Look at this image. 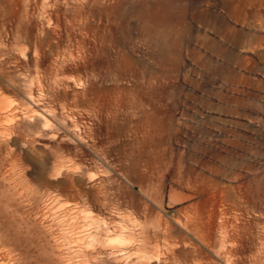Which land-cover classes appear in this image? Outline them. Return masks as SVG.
I'll use <instances>...</instances> for the list:
<instances>
[{
    "label": "rangeland",
    "instance_id": "374dc122",
    "mask_svg": "<svg viewBox=\"0 0 264 264\" xmlns=\"http://www.w3.org/2000/svg\"><path fill=\"white\" fill-rule=\"evenodd\" d=\"M54 1L0 0V246L264 264V0Z\"/></svg>",
    "mask_w": 264,
    "mask_h": 264
},
{
    "label": "bare ground",
    "instance_id": "6f19581e",
    "mask_svg": "<svg viewBox=\"0 0 264 264\" xmlns=\"http://www.w3.org/2000/svg\"><path fill=\"white\" fill-rule=\"evenodd\" d=\"M54 1V0H53ZM66 0H64V2H65ZM74 1V0H73ZM77 1V0H76ZM113 0H83V2H82V7H84V8H86L87 9V11L89 12V13H91L92 11L94 12V10L97 8L98 10H99V13H101V11H104L105 9H106V5L108 4V3H110V2H112ZM68 2V1H67ZM59 3H60V0H55L54 1V3H53V5H55L56 6V8H59L60 7V5H59ZM77 3V2H76ZM73 4H74V2H73ZM80 4V3H79ZM62 5V4H61ZM67 6H68V10H69V12L70 13H74V11H76L77 9H76V5H72L71 4V2L70 3H68V4H66ZM79 6V5H78ZM81 6V5H80ZM101 6V7H100ZM100 7V8H99ZM77 8H79V7H77ZM81 8V7H80ZM79 10V9H78ZM77 10V11H78ZM107 10V9H106ZM105 10V11H106ZM72 11V12H71ZM81 12V11H80ZM72 13V14H73ZM78 14V13H77ZM56 17V16H55ZM86 19V18H85ZM161 23H163V22H161ZM145 25H147L146 23H145ZM84 26V25H83ZM88 25L86 24V27H87ZM149 28V27H148ZM151 29V28H150ZM150 29L148 30V32H150ZM158 34L160 35V37H161V39L164 41V44H165V41H166V33H165V30H163V31H158ZM55 32L54 31H51L50 32V36L52 37V38H55ZM162 41V42H163ZM163 45V44H162ZM162 47H164V46H162ZM165 47H167V46H165ZM164 49V48H163ZM163 51V50H162ZM33 91H34V89H33ZM31 92L30 94H35L34 92ZM0 116H3L2 114H0ZM170 202V201H169ZM172 203V202H171ZM141 228H142V226H141ZM117 228H113V233L111 234V235H105L107 238L103 241L104 243H103V246H102V248L100 249V250H103L104 249V247L106 248H109V247H113V249L114 248H116L118 245H119V242H118V239H122V240H128V241H131V242H135V235H136V237H137V234H134V233H126V235L125 236H121L120 235V233H122V232H119V230H116ZM158 229H159V227H158ZM144 230V229H143ZM168 230V229H167ZM138 231V230H137ZM136 231V232H137ZM160 231V229L159 230H157V232H159ZM135 232V233H136ZM105 233V232H104ZM124 233V232H123ZM139 235L140 234H142V236L144 237V235H146V233L143 231L142 232V230H141V233H138ZM93 236V234L91 235V232H89V231H85L84 230V232H83V235H81L80 236V238H78L77 240H75V245H76V253H79V254H81V255H83V257H92V256H94V253H93V251L91 252V251H89V249H88V245H87V241L91 238ZM104 237V236H103ZM139 237H141V236H139ZM93 238V237H92ZM143 239H145V238H143ZM122 240H119V241H122ZM137 240V239H136ZM138 240H140V239H138ZM137 240V241H138ZM143 241V240H142ZM89 242V241H88ZM140 242V241H139ZM129 243V242H128ZM142 243V242H141ZM133 244V243H132ZM144 245V244H143ZM140 246H141V244H140ZM137 248L138 247H136V248H134L133 250H137ZM112 250V249H111ZM110 250V251H111ZM115 250H117V249H114V252H113V254L114 253H116L117 252V254H118V252H120V251H115ZM119 250V249H118ZM113 251V250H112ZM122 251V250H121ZM96 254L98 253V252H95ZM158 254H159V251H158V249H157V246H155V247H153L152 248V250L149 252V255H151V256H155V257H157L158 256ZM140 260H141V258H140ZM16 263V260L15 259H11V257H10V253L9 252H7L6 250H4V248L2 247V246H0V264H15ZM47 263V260L44 258V257H41V256H37L36 258H35V264H46ZM17 264V263H16ZM19 264V263H18Z\"/></svg>",
    "mask_w": 264,
    "mask_h": 264
}]
</instances>
